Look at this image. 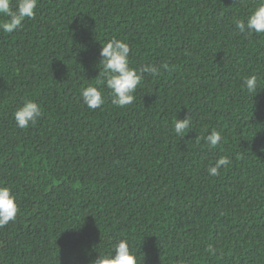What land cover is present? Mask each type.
<instances>
[{
	"label": "trees",
	"instance_id": "obj_1",
	"mask_svg": "<svg viewBox=\"0 0 264 264\" xmlns=\"http://www.w3.org/2000/svg\"><path fill=\"white\" fill-rule=\"evenodd\" d=\"M259 3L37 0L34 17L0 30V185L19 208L0 227V264H92L121 239L139 264H264V34L235 26ZM112 38L130 67L160 69L124 107L99 83ZM88 85L104 95L95 110ZM25 100L42 116L21 129ZM186 116L181 138L173 121ZM221 156L231 163L212 177Z\"/></svg>",
	"mask_w": 264,
	"mask_h": 264
},
{
	"label": "clouds",
	"instance_id": "obj_2",
	"mask_svg": "<svg viewBox=\"0 0 264 264\" xmlns=\"http://www.w3.org/2000/svg\"><path fill=\"white\" fill-rule=\"evenodd\" d=\"M36 5L37 0H16L15 7H13L12 0H0V14L7 18L0 22V30L6 33L17 30L25 18L34 17ZM235 26L241 33L246 32L248 35L253 33L264 34V0H260L246 21H237ZM101 45L99 55L103 71L99 73V76L102 77L99 83L105 84L109 90L113 105L117 107L127 106L133 103L135 99L134 93L141 83L143 73L148 72L154 77H158L160 69L155 65H147L139 70L130 67V47L123 40L112 38ZM257 84V77L254 75L246 76L243 79V87L249 94L256 93ZM80 97L83 104L89 109L95 110L104 103L102 91L92 85L82 87ZM41 116L42 110L39 104L32 100H25L14 112L16 125L21 129L34 125ZM190 124V116L183 119L176 117L173 121V131L182 138ZM203 139L209 147L215 148L221 143L222 137L220 132L212 131ZM230 163L229 157L221 156L214 164L209 165V175L212 177L219 175L221 167L229 166ZM18 211L15 196L10 188L0 185V227L5 226L10 221H15ZM217 251L218 249L212 244L208 245L207 253L209 256H215ZM92 264H139V262L130 250L128 241L121 239L112 245L108 253H100Z\"/></svg>",
	"mask_w": 264,
	"mask_h": 264
}]
</instances>
